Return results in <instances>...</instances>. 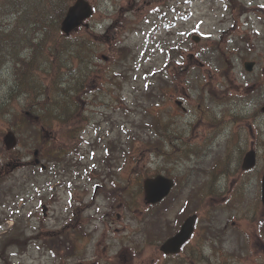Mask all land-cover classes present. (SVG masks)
<instances>
[{
	"label": "rangeland",
	"instance_id": "obj_1",
	"mask_svg": "<svg viewBox=\"0 0 264 264\" xmlns=\"http://www.w3.org/2000/svg\"><path fill=\"white\" fill-rule=\"evenodd\" d=\"M89 1L95 9L88 27L82 25L69 36L92 40L83 53L84 60L90 59L74 55L64 65L65 71L72 69L77 87L85 85L74 96L78 116L87 119L80 129L79 153L69 152L63 163L43 169L40 163L46 159L33 156L36 147L29 149L19 134L17 147L5 150V131L30 121L25 112L33 109L29 97L10 95L6 77L15 73V62L8 61V70L0 73V264H175L181 259L187 264H264V223L257 228L252 222V216L264 218V206L255 202L259 176H243L237 165L251 145V120L246 117L260 113L264 102V0ZM192 35L199 39L191 44ZM20 55L31 58V48ZM169 56L188 57L189 62L168 63ZM244 61L255 63L251 72ZM19 68L24 81L40 77L42 83L45 71L37 77L34 67L20 62ZM163 69L165 73L155 74ZM176 72V90L167 99L161 76ZM68 79L66 75L65 87ZM237 94L250 96L252 103H230ZM208 109L211 117L231 123L204 141L210 150L196 153L199 141L218 128L206 126ZM158 114L171 123L169 129L183 135V142L160 141L159 149L155 145L137 155L134 146L141 136H154L148 124ZM199 117L204 124L189 129ZM232 135L236 148L225 163L226 173L220 164L211 165ZM185 142L193 148H182ZM172 170L180 176L178 186L154 207L165 213L164 231L196 214L195 233L177 261L147 244L140 230L145 210L149 212L142 181ZM239 197L244 201L236 203ZM6 215L13 220L4 219ZM77 224L89 234H75ZM150 229L156 238L163 232L156 225ZM62 232L73 238L68 250Z\"/></svg>",
	"mask_w": 264,
	"mask_h": 264
},
{
	"label": "trees",
	"instance_id": "obj_2",
	"mask_svg": "<svg viewBox=\"0 0 264 264\" xmlns=\"http://www.w3.org/2000/svg\"><path fill=\"white\" fill-rule=\"evenodd\" d=\"M73 1L1 0L0 2V50L3 51L1 54H5L8 58L11 57L14 62L23 63L27 68L32 65L33 60L36 70L41 65L42 68L45 66L47 81L42 78V83H40L36 72L34 74L38 79L30 77L27 81H24V70L17 67L12 75V79L16 80L14 83L16 88L12 84L10 86L14 93H26V96L30 98V104L34 106L32 107L34 110H30V114L33 116L31 121L26 120L23 126L28 129L25 132H20V138L28 133L27 139L33 147L38 149L40 157L46 159L44 162L47 165H56L60 161L63 163L71 156L72 151L78 150L77 145L81 141L79 138L82 133L80 129L87 120L78 116V103L74 99L75 95L83 91L85 85L81 83L77 87L76 79L74 76L71 77L72 69L67 68L65 71L64 65L74 55L83 61H88L90 58L84 60L83 53L84 49L85 51L88 49L87 45H92V40L90 38L86 39L85 36L71 39L69 35L59 32L58 29L59 19L61 20L66 8ZM101 40L106 42L103 37H101ZM25 47L31 48V58L17 55L16 50L18 51V48L26 49ZM4 56L0 55V71L3 72V66L7 65L9 61V59L4 60ZM66 75L69 76V79L67 81L68 86L65 87L63 81ZM37 97L39 98L37 99ZM166 98H170V94H166ZM158 115H154L148 124L151 127L150 130L154 132V136L152 134V136H141L142 138L134 146L137 155H140L143 150L155 147V145L159 149L160 141L166 144L175 137L177 143L181 142L182 134L180 133V137L178 133L175 136V131L168 128L171 123L164 121ZM200 122L202 120L198 121V123ZM187 146L193 148L191 144H187ZM69 152L70 155H68ZM77 153H79V150ZM172 173L167 172L166 174L177 181L180 176L175 174L176 171ZM139 184L141 183L139 182ZM123 201V204H128L127 199ZM6 218H10V216L6 215L4 219ZM152 221L156 222L155 220ZM15 223H17V220ZM173 228L164 231V228L161 227L160 230L163 232L162 234L159 232L160 238L163 239L172 233ZM144 237L147 244H150L153 237L151 229L150 232L146 231L143 234ZM203 238L204 240L208 239L207 236H203ZM65 240L70 248L73 238L69 237ZM197 244L198 242H196ZM184 250L187 252L186 248ZM187 261L181 259L175 264H187Z\"/></svg>",
	"mask_w": 264,
	"mask_h": 264
},
{
	"label": "water",
	"instance_id": "obj_3",
	"mask_svg": "<svg viewBox=\"0 0 264 264\" xmlns=\"http://www.w3.org/2000/svg\"><path fill=\"white\" fill-rule=\"evenodd\" d=\"M92 7L87 0H75V2L70 5L64 18L61 21L60 29L63 33L69 34L72 30L76 29L84 19L88 18L92 14ZM87 25V24H86ZM252 62L245 63L246 69L250 70L252 68ZM264 112V106L262 107ZM6 148H12L16 143V137L13 131L9 130L3 138ZM254 163V153L253 151L248 152L244 157L243 166L248 168ZM173 182L170 178L164 177L162 175H157L155 177H150L144 181L145 198L147 202L155 203L166 196ZM262 200L264 201V176L262 179ZM195 221V216L191 215L185 219L181 225L179 231L169 237L161 245V250L164 253H176L179 251L180 246L189 238L193 231V224Z\"/></svg>",
	"mask_w": 264,
	"mask_h": 264
},
{
	"label": "flooded vegetation",
	"instance_id": "obj_4",
	"mask_svg": "<svg viewBox=\"0 0 264 264\" xmlns=\"http://www.w3.org/2000/svg\"><path fill=\"white\" fill-rule=\"evenodd\" d=\"M256 142V144H255ZM259 142L258 141H253L252 144L250 145V148H253L255 149V152H256V163H255V166L253 167L254 169L251 170V171H255L257 170L256 174L259 176L260 173L263 174L264 173V164L262 166V158H263V161H264V151H261L259 148ZM245 151L242 152L241 154V157L243 156V153ZM262 153V154H261ZM254 178V177H253ZM260 194L257 193L256 196H255V202H260L262 203V199H261V187H260Z\"/></svg>",
	"mask_w": 264,
	"mask_h": 264
}]
</instances>
